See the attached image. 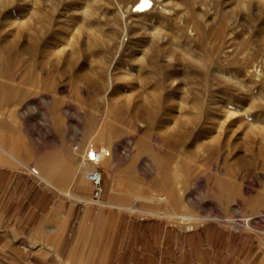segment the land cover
I'll use <instances>...</instances> for the list:
<instances>
[{"label": "rangeland", "instance_id": "1", "mask_svg": "<svg viewBox=\"0 0 264 264\" xmlns=\"http://www.w3.org/2000/svg\"><path fill=\"white\" fill-rule=\"evenodd\" d=\"M129 1L0 0V138L25 163L9 165L77 204L65 175L105 146L104 199L134 208L115 211L264 241V0H151L141 26L117 15ZM172 210L197 220L148 212Z\"/></svg>", "mask_w": 264, "mask_h": 264}, {"label": "crops", "instance_id": "2", "mask_svg": "<svg viewBox=\"0 0 264 264\" xmlns=\"http://www.w3.org/2000/svg\"><path fill=\"white\" fill-rule=\"evenodd\" d=\"M88 167L65 183L69 191L90 194ZM37 180L0 161V264H264L256 233L81 207ZM54 180L62 183L57 173Z\"/></svg>", "mask_w": 264, "mask_h": 264}, {"label": "bare ground", "instance_id": "3", "mask_svg": "<svg viewBox=\"0 0 264 264\" xmlns=\"http://www.w3.org/2000/svg\"><path fill=\"white\" fill-rule=\"evenodd\" d=\"M117 1V0H116ZM163 3V2H162ZM117 6V5H116ZM153 2H151V0H130L129 2H127V3H118V8H119V13H117V15L119 14L120 15V17H121V19H122V22L124 23V22H128V24H130V23H132V24H138L139 22H141L143 19H144V17L147 15V14H149L154 8H153ZM133 8V9H132ZM156 9V8H155ZM164 10V9H163ZM155 11V10H154ZM118 12V11H117ZM152 19V18H151ZM124 20V21H123ZM145 22H147L146 21V18H145ZM127 24V23H126ZM123 25L124 26V29H126L127 28V25ZM140 24V23H139ZM142 24V23H141ZM141 24H140V26H141ZM123 26L121 27L122 29H123ZM122 29H120L121 31H123ZM128 29V28H127ZM146 30V29H145ZM149 30V29H148ZM126 30H124V32H125ZM230 31V30H229ZM126 34V33H125ZM125 34H124V36H125ZM121 40H124V38L123 39H121ZM121 43H120V48H121V46H122V41H120ZM119 45V44H118ZM108 73H110V71L108 72ZM102 89V88H101ZM107 93V92H106ZM105 92L104 93H102L101 94V99H104L105 97H106V95H108V94H106ZM105 100V99H104ZM105 102V101H104ZM103 132V131H102ZM105 134H106V132H105ZM109 134V133H108ZM103 135V134H102ZM108 136V135H107ZM19 138V137H18ZM99 139L102 141L103 140V138H102V136L100 135L99 136ZM98 139V140H99ZM19 140H14L13 141V145L11 146H7L6 144H4V142H3V140H2V138H0V161L1 162H3V163H7V164H13L12 163V161L11 160H13V161H15L16 163H18V164H21V165H25V163L22 161V159L19 157V155L16 153V146L19 144V142H18ZM21 142V141H20ZM108 142V141H107ZM88 143V142H87ZM87 143H86V145H87ZM86 147V146H85ZM20 148V147H19ZM99 149H101V157H100V160H99V163H101V162H104V161H106V162H108L107 161V157L110 155V151L105 147V146H103V147H101V148H99ZM84 150V149H83ZM65 156V155H64ZM134 156V155H133ZM82 157H83V155H82V153L79 155V156H77L76 158H78L77 160H79V162H78V164H77V169L75 168V167H73V172L70 174L69 173V175H68V173H67V175H65V180H67V182L68 181H70V180H72V176L74 175L73 173L74 172H76V171H78V170H81V167L82 166H86L87 164L85 163H82ZM109 158V157H108ZM136 158V157H135ZM134 158V159H135ZM62 159V158H61ZM131 159H133V158H131ZM134 159H133V161H134ZM74 160V159H73ZM76 160V159H75ZM109 160V159H108ZM131 163H132V161H130ZM74 163H75V161H74ZM73 163V164H74ZM74 165H76V163L74 164ZM88 165H90V164H88ZM92 165V164H91ZM108 165V164H107ZM109 166V165H108ZM68 169V168H67ZM84 170H85V168H84ZM175 171H174V178L176 179V180H180V178H181V173H180V171H179V169L178 168H176V169H174ZM36 171V170H35ZM36 175H37V177L39 178L40 176H38L39 175V173L36 171ZM173 176V175H172ZM46 177L47 178H49V177H51L50 175H49V177L46 175ZM42 178H43V176H42ZM41 177H40V179H42ZM43 180H45L46 181V178L45 179H43ZM53 181H54V179H53ZM55 182V181H54ZM48 183V182H47ZM50 183V182H49ZM64 183V182H63ZM82 183V182H81ZM175 183V182H174ZM177 183V182H176ZM58 184H60V182L58 183ZM179 186V185H178ZM62 187V186H61ZM64 187V186H63ZM110 189V192H114L115 191V188H114V186H113V183H112V185H111V187L109 188ZM179 190V189H178ZM181 191V190H180ZM62 193V192H61ZM65 195H67L69 198H72V199H80V197H78V196H76V195H70V194H65ZM152 199H157V200H162L163 202H166V203H168L169 202V198H168V196H167V194H165V195H157L156 194V192L155 191H152ZM173 196H172V198H176V195L175 194H172ZM142 197V196H141ZM148 198V197H147ZM144 199V198H143ZM175 200V199H174ZM156 201V200H155ZM119 202H122V201H119ZM108 205H109V207H113V208H115V209H120V208H126V209H129V210H134V208H133V206H131L132 205V203L131 204H129V205H124L123 203H112V202H106ZM158 204V203H157ZM163 204V203H162ZM165 204V203H164ZM163 204V205H164ZM166 208V207H165ZM149 213H155V214H162V215H166V216H168V217H170V218H177V219H179L180 220V222L183 224H190V223H192V222H195L197 219H196V216L195 215H187V214H175V212L172 210V211H170V212H167V213H164V212H161V211H157V212H151V211H148ZM243 220H245V221H248L249 220V216H244L243 217Z\"/></svg>", "mask_w": 264, "mask_h": 264}, {"label": "built area", "instance_id": "4", "mask_svg": "<svg viewBox=\"0 0 264 264\" xmlns=\"http://www.w3.org/2000/svg\"><path fill=\"white\" fill-rule=\"evenodd\" d=\"M72 150L75 152L79 151L78 145L74 144ZM101 149H96L92 144L86 145L82 152V163L92 164L94 167L85 172V177L90 185V194L86 197H81L80 199H69L73 200L75 203L82 206H95L98 208H110L103 198V173L99 167V160L101 157ZM30 173L37 177V173L34 168H30ZM38 178V177H37ZM117 210V209H114ZM254 219V216H249V220ZM250 227V226H247ZM234 230H240L238 227L233 228ZM264 234V230L261 231Z\"/></svg>", "mask_w": 264, "mask_h": 264}]
</instances>
